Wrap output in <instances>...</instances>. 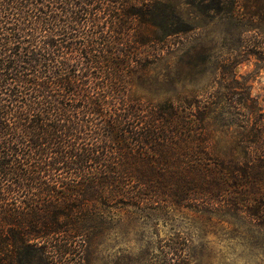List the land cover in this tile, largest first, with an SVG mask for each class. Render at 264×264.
<instances>
[{
  "label": "trees",
  "instance_id": "trees-1",
  "mask_svg": "<svg viewBox=\"0 0 264 264\" xmlns=\"http://www.w3.org/2000/svg\"><path fill=\"white\" fill-rule=\"evenodd\" d=\"M179 1L264 22L263 0ZM189 28L170 0H0V264H84L123 207L238 221L264 255V113L236 64L212 92L142 89Z\"/></svg>",
  "mask_w": 264,
  "mask_h": 264
},
{
  "label": "rangeland",
  "instance_id": "rangeland-1",
  "mask_svg": "<svg viewBox=\"0 0 264 264\" xmlns=\"http://www.w3.org/2000/svg\"><path fill=\"white\" fill-rule=\"evenodd\" d=\"M170 2L190 28L151 72L160 85L142 89L165 98L172 90L212 92L211 83L223 76L220 65L229 61L264 113V66L250 54L264 46V22L250 29L238 18L199 16L182 1ZM97 227L85 243L84 264H163L167 246L184 264H264L259 238L242 223L194 209L112 208Z\"/></svg>",
  "mask_w": 264,
  "mask_h": 264
}]
</instances>
